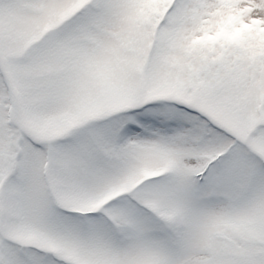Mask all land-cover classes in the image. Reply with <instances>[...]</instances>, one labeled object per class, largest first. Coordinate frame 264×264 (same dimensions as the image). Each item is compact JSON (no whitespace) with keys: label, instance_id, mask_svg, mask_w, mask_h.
I'll return each instance as SVG.
<instances>
[{"label":"snow or ice","instance_id":"6c2138e0","mask_svg":"<svg viewBox=\"0 0 264 264\" xmlns=\"http://www.w3.org/2000/svg\"><path fill=\"white\" fill-rule=\"evenodd\" d=\"M0 264H264V0H0Z\"/></svg>","mask_w":264,"mask_h":264}]
</instances>
